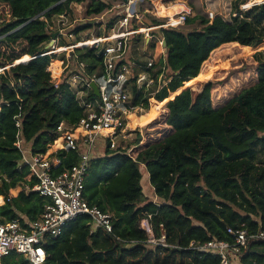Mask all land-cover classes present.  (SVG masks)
<instances>
[{
    "label": "trees",
    "instance_id": "16d2710c",
    "mask_svg": "<svg viewBox=\"0 0 264 264\" xmlns=\"http://www.w3.org/2000/svg\"><path fill=\"white\" fill-rule=\"evenodd\" d=\"M247 1L233 0L232 12L239 14L231 20L221 15L210 20L197 14L188 16L179 27L154 31L167 44V83L155 95L150 121L160 111L165 112L170 132L157 140H145L132 154L121 146L106 147L92 159L84 197L90 205L112 215L113 231L96 226L88 214L79 215L61 235L45 238L44 264H220L219 255L189 248L190 243L233 240L229 227L250 232L264 229V49H260L264 48V3L242 13L240 6ZM0 3L8 7L11 16L9 21L0 22V45L26 43L19 56L7 61L8 65L16 60L23 63L0 73V223L20 219L28 226L42 214L48 199L26 189L36 180L29 178V167L21 165L23 155L16 142L20 138L32 152L58 158L56 173L76 164L79 153L63 148L58 131L60 123L75 125L86 115L68 81L72 73L82 74L76 55L88 63L89 74L102 73L101 57L90 47L78 49L85 51L81 53L76 50L65 69L68 59L63 55L60 68L54 60L56 54H47L50 48L46 46L54 33L50 21L62 13L73 15V3L86 4L85 18L98 16L116 3ZM163 21L148 15L146 23ZM89 26L82 24L75 32ZM229 43L255 50L257 81L215 107L212 80L197 94L186 86L208 78L214 70H202L204 63ZM67 44L62 39L59 46ZM162 66V60H157L152 72L158 75ZM60 69L64 72L58 76ZM138 71L136 68L135 74ZM96 98L94 90L87 93V100ZM140 100L138 96L137 102ZM143 100L149 107L148 97ZM140 139L138 135L135 143ZM146 173L157 201L144 191ZM17 187L22 189L14 194ZM148 215H152L156 234L163 224L168 243L176 247L146 242L139 222ZM234 259L236 264H264V240H251L247 250ZM2 264L31 263L12 253L2 258Z\"/></svg>",
    "mask_w": 264,
    "mask_h": 264
},
{
    "label": "built area",
    "instance_id": "2783aa9c",
    "mask_svg": "<svg viewBox=\"0 0 264 264\" xmlns=\"http://www.w3.org/2000/svg\"><path fill=\"white\" fill-rule=\"evenodd\" d=\"M160 2L164 3L162 0ZM145 3L152 4V7H147ZM156 3L157 0H122L98 16L84 19L88 22L87 24H92V29L104 27L105 30L103 34L92 35L91 39L83 41L77 39L81 32H75L80 19L70 18L69 13L58 15L56 30L58 35L47 54H59L71 49L65 69L70 65L69 60L75 54L73 50L90 47L101 57L102 73L95 71L89 74L88 63L80 60L76 55L77 68L82 74L74 72L69 77L71 82L69 79L68 81L71 87L72 83H80L87 89V91L81 89L77 92L73 89L79 103L86 108V115L75 125L62 122L58 126L59 141L63 148L79 153V161L76 164L56 173L54 167L60 164L58 158L50 157L42 152L34 153L18 138L16 145L23 155L21 165H27L30 170L29 178L36 180L34 185H26V189L39 193L48 201L42 214L28 226L23 225L20 219L0 223V264L3 257L12 253L25 256L31 264H44L47 256L43 246L45 238L58 237L70 221L82 214H88L96 226L112 233V215L86 201L85 179L92 159L106 147L116 149L121 146L132 154L145 141L143 126L146 124L132 127L131 121L151 109V99L155 98V95L167 83L164 77L166 73L164 40L158 37L152 45L150 41L156 36L154 31L179 27L190 16L188 7L174 12V15L161 16L157 13ZM260 3H264V0H251L249 7H244V3L240 6L241 12ZM238 14L233 13V16ZM148 15L161 17L165 21L158 25H148L146 23ZM215 16L217 15L214 11H208L210 20H213ZM10 19L9 14L7 20ZM3 21L6 20L0 18V22ZM134 36L143 38L145 44L142 48H133L131 40ZM62 39L74 41L63 47L59 46ZM150 46H153L152 49ZM139 50L141 54L133 57V53ZM157 60H162L163 66L162 71L155 75L152 69ZM136 68L140 71L135 74ZM93 83L98 86L100 95L95 100L89 101L86 96L90 90H93ZM138 96L141 100L137 102ZM146 97L149 100V107L143 100ZM154 120L155 118L152 121ZM138 135L141 139L135 143ZM130 141H132L131 144H129ZM155 197L156 199L153 200L157 201L158 198L156 195ZM139 227L145 232L148 244L176 247L168 243V235L163 224H160L159 233L156 234L152 215L142 217ZM228 233L233 236V240L211 239L204 244L191 242L189 248L206 250L219 255L220 264H233V259L247 250L251 240H264V229L250 232L247 229L229 227Z\"/></svg>",
    "mask_w": 264,
    "mask_h": 264
},
{
    "label": "rangeland",
    "instance_id": "374dc122",
    "mask_svg": "<svg viewBox=\"0 0 264 264\" xmlns=\"http://www.w3.org/2000/svg\"><path fill=\"white\" fill-rule=\"evenodd\" d=\"M113 3H120L122 0H110ZM160 1V0H157ZM164 3H160L158 5V8L160 12L163 15L169 16L173 15L174 12L180 11L181 9H185L188 5L191 9V14H193L194 10H196L195 5H199L201 8V11L203 12L202 14L208 17V10L206 8V3L207 0H162ZM243 1V0H241ZM170 2H177L175 6H167L166 3ZM186 4V5H185ZM73 10L74 14L70 16V18H75L80 19L79 22H77L78 26L84 24L87 25L88 22H85V10H86V4L84 3H73ZM145 5L148 7H152V4L150 3H145ZM244 7H249L251 5V1L249 0L247 3L244 4ZM232 6V5H231ZM222 12L224 17L227 20H231L233 17V12L231 15L229 14L230 10H227V12L224 11V5L222 4ZM8 7L4 3H0V18L7 20L9 18L8 14ZM161 18V17H160ZM163 19V18H161ZM165 21V19H163ZM51 27L53 32H55L58 28V16H53L52 20L50 21ZM76 24V25H77ZM105 28H93L92 29V24L89 27H85L82 29L81 34L77 39H80L81 41L86 40L88 38H92V35H98V34H103ZM155 34L157 32H154ZM157 36V37H156ZM151 39L150 44L154 43L158 39V35ZM76 39V40H77ZM74 41V40H73ZM70 39H65L66 43H71L73 42ZM133 48H142L145 44V41L141 36H134L132 37L131 40ZM24 41H18L17 43L14 44L13 47H7L6 45H0V73L3 71H6L8 69V58L9 57H16L19 56L22 53V48L25 46ZM49 44V43H48ZM81 45V44H78ZM64 47V46H63ZM153 46H150V49H152ZM84 48H77L74 51L81 53L85 52L84 50H78V49H85ZM261 50L264 48L261 47ZM72 50L68 49L67 51H62L59 54H56L54 60L59 61V66L60 68L62 67L61 61H62V56L65 55L66 58L71 55ZM141 51L139 50L138 52L133 53V57L136 55H140ZM61 60V61H60ZM71 62V59L69 60ZM68 63V61L66 62ZM257 63L256 58H255V50L250 47L247 48L246 46H242L238 43H229L226 44L219 49L215 50L210 59L206 61L202 67V70L210 71L214 70L211 75L200 81L197 85L195 86H186L188 88H191L194 94H197L199 89L202 87V85L207 82L208 80H212L214 82L213 85V90H212V101L213 105L215 107L220 106L224 104L226 101L231 99L234 95H236L242 88L249 86L257 81V75L254 70V66ZM64 65V64H63ZM66 65V64H65ZM6 69V70H5ZM63 73V70L60 69L58 73H56L58 76H61ZM71 82V80L69 79ZM73 89L77 92L80 91L81 89H84L87 91V89L83 86H81L80 83H72ZM173 97V94L171 93L168 98H166L168 101L170 98ZM157 100L156 98L151 99L150 101V108H152V104L154 101ZM145 130V140H157L165 135H167L170 130L169 127L166 124V115L165 112L160 111L155 120L151 121L150 123H146V125L143 126ZM134 137V136H132ZM144 171V170H143ZM145 172V171H144ZM143 187L144 191L147 195L150 197H154L153 192L151 193L150 191V185L149 183H146L145 178L143 180ZM21 190V187H17V189L13 190V193L16 194ZM237 259H234L233 263L236 264Z\"/></svg>",
    "mask_w": 264,
    "mask_h": 264
},
{
    "label": "crops",
    "instance_id": "0c3cea01",
    "mask_svg": "<svg viewBox=\"0 0 264 264\" xmlns=\"http://www.w3.org/2000/svg\"><path fill=\"white\" fill-rule=\"evenodd\" d=\"M232 2H233V0H207L206 8H207L208 11H214L216 15H221V16L224 17L223 12H222V8H223L222 4L224 5V11L227 12V10H230L229 14L231 15V13H232V6H231ZM160 3H162V2L157 1V4H156L157 5V9L156 10L159 13H161L159 8H158V5ZM176 3L177 2H170V3H166V4H167V6L171 7V6H175ZM186 6L190 9V7L188 5H186ZM195 6H196V10H194L193 14H191V9H190V16H194V15L203 13L201 11V8L199 7V5H195ZM27 148H29V147H27ZM144 178H145L146 183H149V185L151 186L150 178H149V174L148 173L145 174ZM150 191H151V193L153 192V194L155 196V193H154V190H153L152 186L150 187ZM152 199H156V197L155 198L153 197Z\"/></svg>",
    "mask_w": 264,
    "mask_h": 264
},
{
    "label": "bare ground",
    "instance_id": "6f19581e",
    "mask_svg": "<svg viewBox=\"0 0 264 264\" xmlns=\"http://www.w3.org/2000/svg\"><path fill=\"white\" fill-rule=\"evenodd\" d=\"M251 1V0H250ZM157 4V3H156ZM184 9V8H183ZM181 11V10H180ZM157 13L161 16H166V15H163L162 13H159L157 11ZM174 15V14H173ZM152 115H153V112H152V108L146 112V113H143L142 115H139L137 117H135L132 121H131V126L132 127H137V125H144L146 123H148L151 118H152Z\"/></svg>",
    "mask_w": 264,
    "mask_h": 264
},
{
    "label": "water",
    "instance_id": "95a60500",
    "mask_svg": "<svg viewBox=\"0 0 264 264\" xmlns=\"http://www.w3.org/2000/svg\"><path fill=\"white\" fill-rule=\"evenodd\" d=\"M57 35H58V31H55L53 34H52V40L49 42V44L46 46L47 48H50V47H52L53 45H54V39L57 37ZM164 47H167V44H166V42L164 41ZM31 59V57L28 59V60H30ZM27 60V61H28ZM26 62V61H25ZM19 63H23V61L22 62H18L17 60L14 62V63H12V64H10V65H8V68H10L11 66H14V65H16V64H19ZM92 88H93V90H94V93H95V95L96 96H99L100 95V92H99V89H98V86L96 85V83H93L92 84Z\"/></svg>",
    "mask_w": 264,
    "mask_h": 264
}]
</instances>
